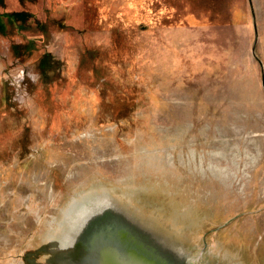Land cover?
Returning <instances> with one entry per match:
<instances>
[{"label": "rangeland", "instance_id": "374dc122", "mask_svg": "<svg viewBox=\"0 0 264 264\" xmlns=\"http://www.w3.org/2000/svg\"><path fill=\"white\" fill-rule=\"evenodd\" d=\"M0 11V264H56L97 196L191 264H264V0Z\"/></svg>", "mask_w": 264, "mask_h": 264}, {"label": "water", "instance_id": "95a60500", "mask_svg": "<svg viewBox=\"0 0 264 264\" xmlns=\"http://www.w3.org/2000/svg\"><path fill=\"white\" fill-rule=\"evenodd\" d=\"M81 206L87 208L73 216L69 232L53 243L54 263L191 264L183 249L140 228L107 197L75 203L74 209Z\"/></svg>", "mask_w": 264, "mask_h": 264}, {"label": "trees", "instance_id": "16d2710c", "mask_svg": "<svg viewBox=\"0 0 264 264\" xmlns=\"http://www.w3.org/2000/svg\"><path fill=\"white\" fill-rule=\"evenodd\" d=\"M2 16H7L9 18V21H5ZM18 13L14 12V13H8V12H1L0 11V23L3 25L1 26L2 28L0 29L1 31H3L5 29V27L9 25H13L14 23H16V25L18 24V19H17ZM6 24V26H5ZM17 27L19 28L20 25H17Z\"/></svg>", "mask_w": 264, "mask_h": 264}]
</instances>
